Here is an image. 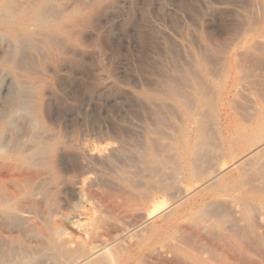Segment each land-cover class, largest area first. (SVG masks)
Returning <instances> with one entry per match:
<instances>
[{
    "label": "rangeland",
    "instance_id": "obj_1",
    "mask_svg": "<svg viewBox=\"0 0 264 264\" xmlns=\"http://www.w3.org/2000/svg\"><path fill=\"white\" fill-rule=\"evenodd\" d=\"M46 8L52 23L63 20L58 29L32 24L17 28L18 36L0 29V145L8 148L0 153V195L11 199L9 209L0 208V264L6 255L33 257L52 232L72 239L68 248L73 244L69 251L80 263L105 248L110 257L97 259L107 264H264V248L241 205L222 202L221 217L197 216L202 201L211 204L203 194L169 208L170 195L160 194L159 168L151 163L162 156L181 163L176 190L200 186L189 179L190 158L180 155L185 140L194 149L195 133L184 132L188 111L181 99L188 97L189 127L202 122L215 148L204 165L200 160L199 172L237 173L233 164L248 153L249 137L234 141L236 130L255 129L264 110V53L240 49L263 17L264 0H48ZM232 62H242L245 73L237 74ZM227 82H234L230 93ZM13 105L19 108L5 116ZM251 217L264 232V209Z\"/></svg>",
    "mask_w": 264,
    "mask_h": 264
},
{
    "label": "bare ground",
    "instance_id": "obj_2",
    "mask_svg": "<svg viewBox=\"0 0 264 264\" xmlns=\"http://www.w3.org/2000/svg\"><path fill=\"white\" fill-rule=\"evenodd\" d=\"M14 1L15 2H18V0H0V29H3L5 31H8V32H12V33H16V35L18 34V30L17 28H25L29 25H41L42 27H49V28H54V29H58L61 22L63 21L61 18L58 19V20H55L53 23L51 22V20L45 16L46 14V2L48 0H19L18 4L15 5L14 4ZM14 4V5H13ZM75 9V7L73 8V10ZM77 9V8H76ZM79 9V8H78ZM72 10V9H71ZM70 10V11H71ZM60 11V10H59ZM49 12V11H48ZM79 12V11H78ZM61 13V12H60ZM77 13V10H74L72 12V15H74L75 17V14ZM65 15V14H64ZM53 17V16H52ZM54 18V17H53ZM64 19V18H63ZM258 20V18L256 19ZM259 23L257 26L254 27L255 23L253 22V26H251L247 32L244 34L243 38H242V44L240 45L241 46V51L242 49L245 51V52H250L251 51H257L258 50V54L262 55L264 53V12H263V17L261 20H258ZM252 22V21H251ZM250 22V23H251ZM249 23V25H251ZM32 25V26H33ZM40 26V28H41ZM31 27V26H30ZM34 27V26H33ZM43 27V28H44ZM38 28V26H37ZM45 29V28H44ZM17 30V32H16ZM41 30V29H40ZM45 30H48V29H45ZM21 31V30H20ZM25 31V30H24ZM42 31V30H41ZM49 31V30H48ZM27 32V31H26ZM31 32V31H29ZM28 32V33H29ZM59 32V31H58ZM4 34H7L5 32H3ZM46 33V32H45ZM54 33V31H53ZM32 34V33H30ZM35 34V33H33ZM1 35L3 36L2 32H1ZM1 35H0V38H1ZM8 35V34H7ZM14 34H12L13 36ZM21 35V34H20ZM18 36V35H17ZM23 36V35H21ZM28 37V36H27ZM5 39V38H4ZM19 41V39L17 40V42ZM23 41V40H22ZM24 42V41H23ZM22 43V42H21ZM14 45V44H13ZM17 45H21V44H17ZM239 46V45H238ZM11 47V46H10ZM14 46H12V49L15 50L13 48ZM18 47V46H17ZM236 49V47H234ZM11 49V50H12ZM19 49V48H18ZM235 49L231 52H233V59L236 60V62L239 60L237 59V52H235ZM239 49V50H240ZM10 51V50H9ZM8 51V52H9ZM240 51V52H241ZM241 52V54L244 55L245 52ZM15 51H13L14 53ZM7 53V52H5ZM11 51L8 53L10 54ZM12 53V54H13ZM20 53V52H19ZM18 53V54H19ZM8 54H5L7 55L6 60H8ZM248 54V53H246ZM14 55L16 56V54H13V58H12V62L14 61ZM239 55V56H240ZM12 56H10L9 58H11ZM250 56V55H249ZM257 58V57H256ZM18 59V58H17ZM242 59V58H241ZM16 60V59H15ZM244 60V59H243ZM5 61V59H4ZM9 61V60H8ZM242 61V60H241ZM10 62V61H9ZM11 62V63H12ZM240 62V61H238ZM8 63V62H7ZM14 63V62H13ZM12 63V64H13ZM234 63V62H232ZM242 63V62H241ZM241 63H234L237 69V74H241V73H245L244 71H246V69H244V67L242 66ZM15 64V63H14ZM7 65V64H6ZM231 66V65H230ZM2 67V66H1ZM227 67V66H226ZM234 67V68H235ZM232 67H230L231 69ZM233 70V69H232ZM221 73V72H220ZM219 73V75H220ZM235 73V72H234ZM232 75V74H231ZM244 75V74H243ZM229 76V75H228ZM236 76V74H235ZM214 77V76H213ZM239 77V76H238ZM241 77V76H240ZM244 78V77H243ZM240 78H238L239 80ZM13 81V80H12ZM11 81V82H12ZM233 81V79H232ZM244 81V80H243ZM238 82V81H237ZM13 83V82H12ZM251 83V82H250ZM221 84H222V81H221ZM242 85V84H241ZM208 86V85H207ZM241 87V86H240ZM234 88V82L233 84H229L227 82V84H224V91L227 92V93H230ZM220 89V88H219ZM11 89L9 88L7 91V93H10ZM222 91V90H221ZM215 92V91H214ZM234 92V91H233ZM13 93V92H12ZM197 93V92H196ZM204 93V92H203ZM213 94V93H212ZM216 94V93H214ZM223 94V92H222ZM226 94V93H224ZM16 95V94H14ZM179 96V95H178ZM229 96V95H228ZM19 96H17L18 98ZM24 97V96H23ZM221 97V96H220ZM223 97V95H222ZM182 98V97H181ZM227 98V96H226ZM229 98V97H228ZM215 99V98H214ZM222 99V98H221ZM19 100V99H18ZM189 98L186 97V99H181V103L183 102V104H185L184 107H186L187 111H188V114H187V123H186V126L184 128V132L186 134V136H190L189 135V130L190 131H193V135H195V139H194V149L191 150L189 148V140H185V142L183 143L182 146V149L180 151V155L181 156H184V157H189L190 160H189V163L187 164V168H189V179H194L196 182H198L200 184L199 187H197L195 190L193 191H190V190H182L179 189V190H176L177 189V184L176 182H178V179H179V175L181 174V171L183 170V167L181 166V163H174V162H171V160L167 157H153L151 159V163L153 165H155V167L159 168L157 172H159L158 176H157V182H158V189L160 191V194L162 195H170V197L168 198L167 200V205L169 206V208L171 207H177L178 205H180L181 203H183L185 200L187 199H190L192 196L196 195V197L198 198L200 195L202 196L203 194L208 195L210 196V203L211 204H207L206 205V201H202L200 203V206H198V208L195 209L194 211V214H196L197 216H204V215H211V216H215V217H221L222 216V213L225 214L224 212H220V209L218 208V204H221L222 202H231V203H235L236 204H239L241 205L242 207V214H243V217H244V220L246 221L245 223H248V227L255 233H253L255 239L257 240V243L259 245V247H262L264 248V232L263 229L262 231H258V229H256V226L253 224L252 222V213L253 211L257 210V209H264V185H262V180H263V175H264V110L261 112V114L258 117V119L256 120V126H254L255 129H250V128H247V127H241L239 129L236 130V133L234 135V141L236 142H241V140L248 136L249 137V141L247 142V145H248V153L239 161H237L236 163L233 164V168H236V171L237 173L236 174H233L231 171H228V170H219V171H215L213 174H210L208 176H205L203 174H201L199 172V167L201 166V162L200 160L202 159L203 160V165H204V161H205V156H208L206 154H209V153H214L213 150L215 148H213V145H209L208 144V139L206 137V132H205V129L203 127V123L202 122H197V121H193L191 124H190V127H189ZM20 102V101H19ZM21 103H23L21 101ZM209 103V102H208ZM227 103V102H226ZM17 104L19 105L20 103L17 102ZM192 104V103H191ZM210 104V103H209ZM208 104V105H209ZM18 105H13L12 107L8 108V109H5L3 111L4 115L5 116H9L15 109V107L19 108ZM224 107L226 105H223ZM193 107V106H192ZM191 107V108H192ZM263 108V107H262ZM175 109V108H174ZM221 109V108H220ZM170 112V111H169ZM222 112V111H220ZM2 113V112H1ZM194 114V113H193ZM199 115V113H198ZM203 115V113H202ZM229 115V114H228ZM197 116V115H196ZM204 116V115H203ZM186 118V117H185ZM195 118V117H194ZM203 118V117H202ZM205 118V117H204ZM203 118V120H205ZM224 118V117H222ZM207 119V118H206ZM1 120V119H0ZM14 120V119H13ZM16 120V119H15ZM201 120V119H200ZM199 120V121H200ZM202 120V121H203ZM185 122V121H184ZM207 122V121H206ZM14 124V122H13ZM9 125V124H8ZM253 125V124H251ZM255 125V124H254ZM183 126V125H181ZM0 129H4V128H0ZM12 131V130H11ZM2 132V130H1ZM163 133V132H162ZM234 133V132H233ZM165 135V133H164ZM166 136V135H165ZM16 137V136H15ZM161 138V137H160ZM230 138V137H229ZM186 139V138H185ZM1 140V139H0ZM162 140V139H161ZM191 140L193 141V139L191 138ZM6 141V139H5ZM18 141V140H17ZM163 141V140H162ZM15 142V141H14ZM158 142V141H157ZM1 143V142H0ZM16 144V142H15ZM21 144V143H20ZM153 144H156V143H153ZM181 144V143H180ZM192 144V142H191ZM14 145V144H13ZM161 145V144H160ZM245 145V146H247ZM3 145H0V153H6L5 151H7V149L5 148V151L4 149L2 148ZM15 146V145H14ZM18 146V144H17ZM156 146V145H155ZM154 146V147H155ZM165 146V145H164ZM216 147V145H214ZM218 146V145H217ZM10 148V147H9ZM16 148V147H15ZM164 148V147H163ZM181 148V147H180ZM219 148V147H218ZM230 148V147H229ZM17 149V148H16ZM158 149V148H157ZM26 150V149H25ZM98 150V149H97ZM164 150V149H163ZM11 151V149L9 150ZM37 151V150H36ZM103 151V150H102ZM166 151V150H165ZM164 151V152H165ZM12 152V151H11ZM175 152V151H173ZM10 153V152H9ZM34 153V152H33ZM103 153V152H102ZM16 154V153H15ZM179 154V152H178ZM205 154V155H204ZM27 155V154H26ZM34 155V154H33ZM94 155V154H93ZM156 155V154H155ZM227 155V154H226ZM17 156V155H16ZM29 156V154L27 155ZM175 156V155H174ZM211 156V154H210ZM214 156V154L212 155ZM211 156V157H212ZM219 156V154H218ZM172 157V156H171ZM209 157V156H208ZM207 157V158H208ZM210 157V158H211ZM216 157V156H215ZM10 157H8L9 159ZM17 158V157H16ZM24 159H27V157H22ZM31 158V157H30ZM213 158V157H212ZM211 158V159H212ZM222 158V157H221ZM5 159H6V156H5ZM7 159V160H8ZM29 159V158H28ZM18 160V159H17ZM175 160H177L175 158ZM208 160V159H206ZM22 161V159H21ZM35 161V160H34ZM33 161V162H34ZM218 161V160H217ZM4 162V161H3ZM17 162V161H16ZM25 162V161H24ZM30 162V161H29ZM183 162V161H182ZM186 162V161H185ZM27 163V162H26ZM134 163V161H133ZM144 163V162H143ZM211 163V162H209ZM209 163H208V166H209ZM3 164V163H2ZM28 164V163H27ZM216 164V162H215ZM6 165V164H4ZM9 165V164H8ZM6 165V166H8ZM12 165V164H11ZM112 165V164H111ZM183 165V164H182ZM21 167V165H18V167ZM144 166V165H143ZM146 166V165H145ZM206 166V165H205ZM216 166V165H215ZM3 167V166H2ZM5 167V166H4ZM10 167V166H8ZM27 167V166H26ZM25 167V168H26ZM211 167V166H210ZM0 168H1V165H0ZM7 168V167H5ZM4 168V169H5ZM24 168V167H23ZM30 168V167H29ZM29 168H28V171H29ZM217 168V167H216ZM215 168V169H216ZM141 169V168H140ZM139 169V170H140ZM187 170V169H186ZM218 170V169H217ZM8 171V169H7ZM118 171V170H117ZM4 172V171H3ZM187 172V171H186ZM1 173V172H0ZM25 173V172H24ZM29 173V172H28ZM27 173V174H28ZM119 173V172H118ZM26 174V173H25ZM30 174V173H29ZM32 174V173H31ZM44 174V173H43ZM3 175V174H2ZM33 175V174H32ZM21 176V175H20ZM146 177V175H144ZM143 176V177H144ZM150 176V175H149ZM1 177V176H0ZM4 177V175H3ZM94 177V176H93ZM126 178H128L127 176H125ZM125 177H123V179H125ZM148 177V175H147ZM24 178V177H23ZM120 178V177H119ZM131 178V177H129ZM151 178V176H150ZM5 179V178H3ZM28 179V178H27ZM133 179V178H132ZM19 180V179H18ZM30 180V178L28 179ZM27 180V181H28ZM137 180V179H136ZM22 181V179L20 180ZM26 181V182H27ZM121 181V180H120ZM125 181V180H123ZM147 181V180H146ZM24 181V184L26 183ZM130 182V181H129ZM136 182V181H135ZM138 182V181H137ZM156 182V183H157ZM95 183V182H94ZM128 184V182H126ZM139 183V182H138ZM143 183V182H142ZM87 184V183H85ZM93 184V183H92ZM131 184V182H130ZM192 184V183H191ZM2 185V184H1ZM81 186V185H80ZM140 186V185H139ZM155 186V185H154ZM84 187V186H83ZM98 187V186H97ZM151 187V186H149ZM80 188V187H79ZM87 188V187H86ZM144 189V187L142 188ZM121 190V189H120ZM7 191L9 192L10 190L7 189ZM6 191V192H7ZM84 191V190H82ZM87 191V190H86ZM89 191V190H88ZM87 191V192H88ZM99 191V190H98ZM145 191V189H144ZM28 192V191H27ZM143 192V191H142ZM0 193H2L0 191ZM16 193V191H15ZM14 193V194H15ZM84 193V192H82ZM91 193H94V192H91ZM90 193V194H91ZM100 193V192H99ZM98 193V194H99ZM145 194V192H143ZM9 194V193H8ZM18 194V193H16ZM118 194V193H117ZM123 194V193H122ZM122 194H119V196H122ZM126 194V192L124 193ZM123 196H126L124 195ZM132 194V193H131ZM10 195H13V194H10ZM19 195V194H18ZM22 195V194H20ZM102 195V193H101ZM130 195V193H128V196ZM135 195V193H133V196ZM1 196V195H0ZM7 196V194H6ZM15 197H17V195H13ZM26 196V195H25ZM93 196V195H92ZM97 196V195H96ZM100 196V195H99ZM99 196H98V200H99ZM131 196V195H130ZM149 196V195H148ZM2 196H1V199H3ZM20 197V196H18ZM17 197V198H18ZM85 197V196H84ZM132 197V196H131ZM145 197V196H144ZM151 197V196H149ZM228 197V199L226 198ZM229 197L231 199H229ZM9 197H6V199H3L2 201L0 200V208L1 209H9L10 208V204L5 202L8 200ZM13 198V197H12ZM17 198H14V202H15V199ZM21 198V197H20ZM89 198V197H88ZM122 198V197H121ZM120 198V199H121ZM147 198V197H146ZM165 198V197H164ZM10 199V198H9ZM96 199V200H97ZM154 199V198H153ZM159 199V198H158ZM196 199V198H195ZM11 200V199H10ZM19 200V199H18ZM22 200V199H21ZM85 200V199H84ZM87 200V199H86ZM97 200V201H98ZM116 200V199H115ZM114 200V201H115ZM126 200V199H125ZM132 200V199H131ZM198 200V199H197ZM4 201V202H3ZM13 201V200H12ZM20 201V200H19ZM124 201V200H123ZM153 201V200H152ZM188 201V200H187ZM9 202V201H8ZM13 202V203H14ZM100 204L102 205L101 201H99ZM11 203V202H10ZM12 203V204H13ZM109 203V202H108ZM116 203V201H115ZM118 203V202H117ZM116 205H119L117 204ZM185 203H189V202H185ZM11 204V206H12ZM89 204V202H88ZM92 204V203H91ZM105 204V203H104ZM110 205H112L111 203H109ZM126 204V203H124ZM124 204H121V207L124 205ZM130 204V203H129ZM132 204V203H131ZM19 205V204H18ZM107 205V204H106ZM156 205V204H155ZM186 205V204H185ZM222 205V204H221ZM14 206V205H13ZM22 206V204H21ZM20 206V207H21ZM94 206V204H93ZM114 206V205H113ZM125 206V205H124ZM133 206V205H132ZM183 206V205H182ZM17 207V206H16ZM19 207V208H20ZM92 207V205H91ZM107 207V206H106ZM142 207V206H140ZM181 207V206H180ZM220 207V206H219ZM99 208V207H97ZM120 208V207H118ZM128 208V207H127ZM166 208V207H165ZM185 208V207H184ZM183 208V209H184ZM231 208V207H230ZM16 209V208H15ZM82 209V208H81ZM93 209H96L95 207ZM109 209H110V206H109ZM133 209V208H131ZM17 210V209H16ZM23 210V208H22ZM107 210V209H106ZM125 210V208H124ZM122 210V211H124ZM130 210V209H129ZM138 210V209H137ZM143 210V209H142ZM170 210V209H169ZM2 211V210H1ZM13 211V209H12ZM121 211V212H122ZM166 211V210H165ZM17 212H20L19 210ZM111 212V211H110ZM179 212V211H178ZM188 212V211H187ZM240 212V210H239ZM88 213V212H87ZM143 212H141L142 214ZM230 213V212H229ZM83 214V213H82ZM112 214V213H111ZM122 214V213H121ZM146 214V213H145ZM159 214V213H158ZM97 215V214H96ZM114 215V214H113ZM138 215V213H137ZM231 215V214H230ZM255 215V214H254ZM82 217V216H80ZM97 217V216H96ZM99 217V216H98ZM97 217V218H98ZM114 217V216H112ZM117 217V216H116ZM119 217V216H118ZM129 217V216H128ZM146 217V216H145ZM231 217V216H230ZM86 218V217H85ZM84 218V219H85ZM134 218V217H133ZM143 218V216H142ZM82 220V218H80ZM83 219V220H84ZM111 219V218H110ZM114 219V218H113ZM121 219V218H120ZM147 219V217H146ZM154 219V218H153ZM157 219V218H156ZM217 219V218H216ZM123 220V219H122ZM127 220V219H126ZM232 220V219H231ZM243 220V219H242ZM77 221V220H76ZM87 221V220H86ZM92 221V219H91ZM110 221V220H109ZM112 221V220H111ZM73 222V221H72ZM79 223L81 222L80 220L78 221ZM114 222V220H113ZM125 222V220H124ZM128 222V221H127ZM151 222V221H150ZM149 222V223H150ZM159 222V221H158ZM226 222V221H225ZM243 222V221H242ZM190 223V222H189ZM230 223V222H229ZM103 224V223H102ZM118 224V223H117ZM160 224V223H159ZM221 224V222H220ZM224 224V223H223ZM87 225V224H86ZM89 225V224H88ZM149 225V224H148ZM156 225V224H155ZM233 225V224H232ZM247 225V224H246ZM80 226H81V223H80ZM113 226V225H112ZM194 226V225H193ZM230 226V225H228ZM36 227V226H35ZM107 227H110L109 225ZM150 227V226H149ZM88 228V227H87ZM143 228V227H142ZM154 228V226H153ZM171 228V227H170ZM225 228V227H224ZM233 228V227H232ZM235 228V227H234ZM79 229V228H78ZM81 229V228H80ZM92 229V228H91ZM144 229V228H143ZM240 229V228H238ZM246 229V228H245ZM133 230V229H132ZM229 230V229H228ZM236 230V229H235ZM247 230V229H246ZM250 230V231H251ZM39 231V230H38ZM145 231V230H144ZM193 231V230H192ZM214 231V230H213ZM229 232V231H228ZM257 232V233H256ZM65 233V232H64ZM96 233V232H95ZM179 233V232H178ZM203 233V232H202ZM233 233V231L231 232ZM241 233V232H240ZM140 234V233H139ZM196 234V233H195ZM216 234V232H215ZM219 234V233H218ZM228 234V233H227ZM98 235V234H97ZM249 235V234H248ZM247 235V236H248ZM37 236V235H36ZM64 236V235H63ZM67 236V234H66ZM87 236V235H86ZM176 236V235H175ZM174 236V237H175ZM184 236V235H183ZM225 236V235H224ZM226 237V236H225ZM232 237L234 238L235 241H239L241 239H239L240 237L238 236L237 233L234 232V234L232 235ZM197 238V237H196ZM44 239L47 241V245L45 244V242L43 243L44 245H46L44 248L45 249H39V250H35V252L33 253L34 256L31 258V257H28L26 255H28L27 253H24L23 256H21V258L19 260H15L14 261V258L12 257H8L7 256V259H4L6 260V264H46L45 261H51V264L53 262V264H89V263H93V262H96L98 261L99 263H96V264H107L106 263V260L105 262L101 263L99 261V259L97 258H101L99 257L100 255H104L108 254L107 255V258L110 257L109 255H111V253L109 254L106 250V252H102V250L105 251V248H101L102 250L101 251H95V252H91L92 254L85 258L83 260V262H78L77 260V257L75 255V253L69 251L70 249L69 248H72L73 247V244H72V247H69L68 248V245L73 243L72 239L69 237V238H63V239H60L58 234L56 232H52L51 234L49 235H46L44 236ZM247 239V238H246ZM43 240V239H41ZM74 240V239H73ZM140 240V239H138ZM173 240V239H172ZM223 240V239H222ZM230 241V239H229ZM255 241V240H254ZM134 242V241H133ZM249 242V241H247ZM77 243V242H76ZM250 243V242H249ZM256 243V242H255ZM42 244V243H40ZM219 244V243H218ZM245 244V243H244ZM24 245V244H23ZM123 245V244H122ZM166 245V244H165ZM248 245V244H247ZM250 245V244H249ZM22 246V245H21ZM125 246V245H124ZM127 246V245H126ZM221 246V245H220ZM25 247V246H24ZM82 247V245H81ZM106 247V246H104ZM213 247V246H212ZM247 247V246H246ZM258 247V246H257ZM258 247V248H259ZM76 248V247H75ZM131 248V247H130ZM237 248L235 245H234V249ZM13 249V251H15L14 249L15 248H11ZM23 249V248H22ZM29 249V248H28ZM118 249V248H117ZM226 249V248H225ZM27 249H23V251L26 252ZM214 250V249H213ZM249 250V249H248ZM18 251V249H17ZM30 251V250H29ZM226 251V250H225ZM5 252V251H4ZM83 252V251H82ZM101 252V254H100ZM110 252V251H109ZM112 252V251H111ZM166 252V251H165ZM250 252V251H249ZM3 253V252H2ZM13 253V252H12ZM19 253V252H17ZM121 253V252H120ZM119 253V254H120ZM153 253V252H152ZM193 253V251H192ZM196 253V252H194ZM4 254H7V253H4ZM20 254V253H19ZM26 254V255H25ZM31 254V253H30ZM32 254V255H33ZM90 254V253H89ZM88 254V255H89ZM12 255V254H11ZM14 255V254H13ZM78 255V254H77ZM99 255V256H98ZM162 255V254H161ZM200 255V254H199ZM235 255V254H234ZM18 256V255H17ZM160 256V255H159ZM204 256V255H203ZM224 256V255H223ZM243 256V255H242ZM4 257V256H3ZM106 257V256H105ZM236 257V256H235ZM5 258V257H4ZM130 258V257H129ZM13 259V260H12ZM207 259V257H206ZM250 259V258H249ZM115 260V259H114ZM219 260V259H218ZM253 260V259H252ZM82 261V260H81ZM121 261V260H120ZM142 261V260H141ZM221 261V259H220ZM209 262V261H208ZM211 262V261H210ZM218 262V261H217ZM225 262V261H224ZM250 262V260L248 261ZM253 262V261H252ZM252 262H250L252 264ZM5 263V262H4ZM49 263V262H48ZM108 263L112 264V262H110L108 260ZM122 263V261H121ZM142 263V262H141ZM240 263V262H239ZM254 263V262H253ZM95 264V263H94ZM147 264V262H146ZM229 264V263H228ZM249 264V263H248ZM256 264V263H254Z\"/></svg>",
    "mask_w": 264,
    "mask_h": 264
}]
</instances>
